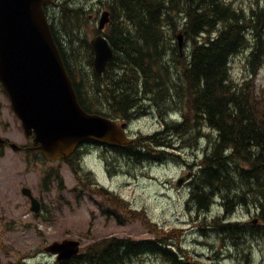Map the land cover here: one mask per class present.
<instances>
[{
  "label": "trees",
  "instance_id": "obj_1",
  "mask_svg": "<svg viewBox=\"0 0 264 264\" xmlns=\"http://www.w3.org/2000/svg\"><path fill=\"white\" fill-rule=\"evenodd\" d=\"M110 9L105 36L114 57L102 76L94 70L78 84L66 52L75 48L77 57L91 62L94 53L74 29H68L70 23L78 27L73 22L79 21L81 10L68 9L64 1L56 8L58 18L51 28L81 106L88 113L130 121L153 105L184 103L181 122L166 123L155 135L115 150L132 161H159L172 146L165 140L169 133L189 134L199 124L211 129L217 137L199 164L187 203L205 213L220 201L221 215L211 226L222 241L233 243L248 257L250 241L263 238L264 228L235 216L239 207L246 206L264 221V88H257L254 79L264 64V5L260 0L249 7L230 0H112ZM59 17L67 34L56 26ZM180 30L192 41L184 56L176 42ZM246 49L252 76L236 84L231 61ZM123 203L117 204L121 210ZM150 230L152 239L106 238L71 260L54 264H131L149 255L168 264H205L180 254L176 230L154 225Z\"/></svg>",
  "mask_w": 264,
  "mask_h": 264
},
{
  "label": "rangeland",
  "instance_id": "obj_2",
  "mask_svg": "<svg viewBox=\"0 0 264 264\" xmlns=\"http://www.w3.org/2000/svg\"><path fill=\"white\" fill-rule=\"evenodd\" d=\"M230 1L249 7L255 0ZM111 2L65 0L68 9L81 10L79 21L73 22L78 27L70 23L68 29H74L77 36L91 46L92 39L98 36L102 13L111 12ZM260 4L264 5V0H260ZM49 9L56 13L52 21L55 25L58 12L56 8ZM58 22L59 32L67 34L60 17ZM182 22L180 20V24ZM109 30L110 25L104 30V35ZM177 35L182 36L176 42H179V53L184 56L192 41L185 37L183 30ZM60 37L63 38L62 35ZM61 38L60 42L63 41ZM72 49L75 48L66 52V56L80 84L82 78L94 72V54H91L92 62L90 59L81 60ZM248 55L246 49L232 58L231 76L236 84L252 76ZM254 79L257 88H264V64ZM3 90L0 84V134L19 146H29ZM185 111L186 106L180 102L167 108L153 105L130 121H117L119 124L127 122L129 136L138 140L155 135L166 123L181 122ZM170 135L165 140L172 146L167 147L168 153L159 161H132L115 149L97 144L82 146L72 163L48 162L39 152L0 150V263L16 264L23 260L28 264H54L56 258L44 252L54 242L80 241L84 250L97 241L112 237L152 239L150 229L154 225L168 232L176 230L175 246H179L181 255L192 260H201L205 264H264V237L250 241L249 249L247 244L243 245L249 250L246 257L244 251L233 243L222 241L217 236L211 223L214 217L221 215L220 201H215L210 211L205 213L187 203L195 173L217 135L203 124L189 134ZM183 177L186 180L183 186L178 187L177 183ZM25 187L42 200L45 207L40 216L31 211L30 200L22 195ZM99 192L107 193V196L102 197ZM119 200L124 202L122 210L117 207ZM247 208L250 209L239 207L235 217L249 223L257 221L254 225L259 224L263 229L264 221L259 212L248 211ZM131 264L168 263L158 256L149 255L134 259Z\"/></svg>",
  "mask_w": 264,
  "mask_h": 264
},
{
  "label": "water",
  "instance_id": "obj_3",
  "mask_svg": "<svg viewBox=\"0 0 264 264\" xmlns=\"http://www.w3.org/2000/svg\"><path fill=\"white\" fill-rule=\"evenodd\" d=\"M58 0H0V82L22 124L25 136L33 140L32 150H40L49 162L69 159L85 142L113 148L134 144L128 137L127 123L100 114L88 113L81 106L46 16L45 5ZM110 22L103 13L99 30ZM182 39V36L179 37ZM94 67L102 76L114 57V49L102 34L91 41ZM5 140L0 137V147ZM14 149H19L12 143ZM181 178L177 186L185 182ZM22 194L31 201V211L42 205L30 188ZM257 221H254L255 224ZM45 252L57 261H68L81 252V242H54Z\"/></svg>",
  "mask_w": 264,
  "mask_h": 264
},
{
  "label": "flooded vegetation",
  "instance_id": "obj_4",
  "mask_svg": "<svg viewBox=\"0 0 264 264\" xmlns=\"http://www.w3.org/2000/svg\"><path fill=\"white\" fill-rule=\"evenodd\" d=\"M66 1H68V0H66ZM57 4L56 5H53V8H57ZM50 6H47L46 7V10H47V17H48V19H49V21L52 23V21L54 20V17H55V12L54 11H50ZM111 10V9H110ZM109 25H111V24H109ZM4 92H5V90H3ZM6 93V92H5ZM7 94V93H6ZM1 135V134H0ZM2 136V135H1ZM3 137V136H2ZM3 139L5 140V143H4V145L0 148V150H9V149H12V150H14V151H16V152H18V153H26V152H33V151H30V147L32 146V143H31V145L30 146H21L20 145V147H21V149H17V150H15L12 146H11V144H12V142L11 141H9L8 139H6L5 137H3ZM41 201V203H42V209H44V204H43V202H42V200H40Z\"/></svg>",
  "mask_w": 264,
  "mask_h": 264
}]
</instances>
